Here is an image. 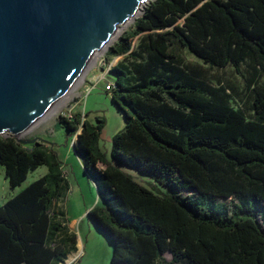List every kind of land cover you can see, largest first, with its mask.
I'll return each instance as SVG.
<instances>
[{"label":"trees","instance_id":"obj_1","mask_svg":"<svg viewBox=\"0 0 264 264\" xmlns=\"http://www.w3.org/2000/svg\"><path fill=\"white\" fill-rule=\"evenodd\" d=\"M179 49L242 72L249 104L235 107L231 87ZM108 54L124 56L110 72L126 117L111 159L103 116L60 122L71 138L81 129L75 150L101 202L88 215L113 246L109 264H264V0H150ZM0 163L12 188L48 168L0 206V264L63 263L77 235L58 152L0 133Z\"/></svg>","mask_w":264,"mask_h":264},{"label":"water","instance_id":"obj_2","mask_svg":"<svg viewBox=\"0 0 264 264\" xmlns=\"http://www.w3.org/2000/svg\"><path fill=\"white\" fill-rule=\"evenodd\" d=\"M149 1L0 0V133L53 148L23 130L55 106L116 28Z\"/></svg>","mask_w":264,"mask_h":264},{"label":"rangeland","instance_id":"obj_3","mask_svg":"<svg viewBox=\"0 0 264 264\" xmlns=\"http://www.w3.org/2000/svg\"><path fill=\"white\" fill-rule=\"evenodd\" d=\"M145 5L140 8L139 13L135 15L133 20L123 25L120 32L112 38L108 45L97 53L80 78H78L76 83L71 87L70 91L68 93L66 92L62 100L37 122L23 130L24 137L33 138L42 136L56 143L54 149L58 152L61 160H63L64 150L71 147V137L68 138V144L66 145L64 130L55 125L59 124L62 112L72 108V113L78 111L83 115L88 113V118L93 122L96 121L97 116H103L105 118L106 125L102 132L101 145L106 154H111L112 138L113 135L119 131L117 127L120 119L119 113L121 114V112H119V108L115 105L111 96L108 95L109 90L106 89V85L113 82L115 79V75L110 72L111 67L124 60V56H111L108 53L111 46L116 43L126 31L134 29L135 22L143 14ZM141 35L142 34L132 39L133 47L138 45ZM178 51L188 63L202 69L211 82L215 84L223 82L229 85L233 95L232 103L235 107L249 104L246 102V82L242 72H239L233 66L216 67L205 64L186 49H179ZM121 115L123 116V114ZM80 130L81 129H79V131ZM76 136L77 134L73 136V139H76ZM60 144L62 145L60 146ZM65 171L68 172L70 190L61 203L62 206L64 203L70 217L84 213L85 210L87 211L96 204L101 203L96 185L85 175L84 169L81 168L78 161L74 167L70 164L66 165ZM47 172L48 168L46 165L39 166L36 170L30 171L27 179L20 186L12 188L5 176V168L0 163V206L3 205L7 199L16 194V192H20L31 182ZM140 181L147 184V179H140ZM218 201L232 204L231 199H218ZM111 257V246L102 244L99 251L85 258L82 264H109ZM166 257L171 258V254L169 252L166 253Z\"/></svg>","mask_w":264,"mask_h":264},{"label":"crops","instance_id":"obj_4","mask_svg":"<svg viewBox=\"0 0 264 264\" xmlns=\"http://www.w3.org/2000/svg\"><path fill=\"white\" fill-rule=\"evenodd\" d=\"M114 75V74H113ZM108 95L112 98L111 91H108ZM113 99V98H112ZM116 105V103H115ZM118 107V106H117ZM119 112L123 114V116L119 113V125L117 127V130H120L124 125L126 124V117L122 110L119 109ZM55 126H59L62 128L66 135V145L68 144V138L71 136H68V131L64 123L59 122V124H56ZM81 131V130H80ZM76 139L71 138V147L68 149H65L63 152V169L64 172L68 178V172L65 171L66 165L70 164L72 167L78 163L80 164L81 168L84 169V166L75 150L74 142ZM62 144H60L61 146ZM50 146V145H49ZM54 148V147H53ZM107 157L111 159V154ZM103 167L104 165H100ZM130 173L135 175L139 180L140 179H147L148 177L140 175L136 170L133 169H127ZM74 171V170H73ZM85 175H87L95 184L94 179L88 175L84 170ZM75 174V173H74ZM69 180V178H68ZM70 182V181H69ZM96 185V184H95ZM17 193V192H16ZM63 208L66 212V218L68 220V226L72 232H75L77 235V249L70 254H68L66 260L63 263L60 264H82L85 258H88L90 255L94 254L95 252H98L100 249V246L102 244H108V246H111V253L113 252V246L109 239L100 231L98 230L96 224L90 219L88 212L91 209L85 210L84 213H80L77 216L70 217L68 214L67 209L65 208V205L63 203ZM168 258V257H167ZM170 259V258H168Z\"/></svg>","mask_w":264,"mask_h":264},{"label":"bare ground","instance_id":"obj_5","mask_svg":"<svg viewBox=\"0 0 264 264\" xmlns=\"http://www.w3.org/2000/svg\"><path fill=\"white\" fill-rule=\"evenodd\" d=\"M144 5H142V6H140L138 9H137V11L133 14V16L127 21V23L129 22V21H131V20H133V18L135 17V15L137 14V13H139V10H140V8H142ZM127 23H125V24H127ZM125 24H123V25H125ZM123 25H121V26H118L117 28H116V30L114 31V33L112 34V36L110 37V39H109V41L100 49V50H102L104 47H106L107 45H108V43L112 40V38L114 37V36H116L119 32H120V29H122L121 27L123 26ZM99 50V51H100ZM96 56V55H95ZM83 73H81L79 76H78V78H80V76L82 75ZM77 78V79H78ZM76 79V80H77ZM76 80H75V82L74 83H76ZM74 83L67 89V93L70 91V89H71V87L74 85ZM66 92L63 94V96L58 100V102L55 104V105H57L61 100H62V98L65 96V94H66Z\"/></svg>","mask_w":264,"mask_h":264},{"label":"built area","instance_id":"obj_6","mask_svg":"<svg viewBox=\"0 0 264 264\" xmlns=\"http://www.w3.org/2000/svg\"><path fill=\"white\" fill-rule=\"evenodd\" d=\"M113 88H114V83L113 82H111V83H109V84L106 85V89L109 90V91H111ZM72 114H73L72 113V108H69V109H67V110H65V111L62 112V115L65 116V117H68V118L72 117ZM79 132L80 131H78L77 136H78ZM77 136H76V140H77Z\"/></svg>","mask_w":264,"mask_h":264}]
</instances>
